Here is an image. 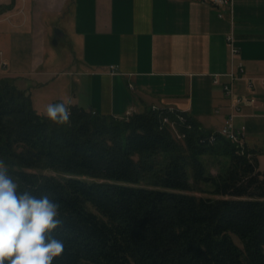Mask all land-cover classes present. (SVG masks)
<instances>
[{"label":"trees","instance_id":"trees-1","mask_svg":"<svg viewBox=\"0 0 264 264\" xmlns=\"http://www.w3.org/2000/svg\"><path fill=\"white\" fill-rule=\"evenodd\" d=\"M69 109L54 124L0 80V158L61 202L54 264H264V170L246 148L175 110ZM178 115L183 139L162 122Z\"/></svg>","mask_w":264,"mask_h":264},{"label":"crops","instance_id":"crops-1","mask_svg":"<svg viewBox=\"0 0 264 264\" xmlns=\"http://www.w3.org/2000/svg\"><path fill=\"white\" fill-rule=\"evenodd\" d=\"M60 40L63 59L49 52ZM237 63L235 124L264 170V0H0V80L15 79L39 114L62 101L117 118L156 107L217 132L229 99L212 76Z\"/></svg>","mask_w":264,"mask_h":264},{"label":"clouds","instance_id":"clouds-1","mask_svg":"<svg viewBox=\"0 0 264 264\" xmlns=\"http://www.w3.org/2000/svg\"><path fill=\"white\" fill-rule=\"evenodd\" d=\"M45 116L64 125L71 112L62 101L47 105ZM60 210L54 194L21 190L0 158V264H54L65 251L64 241L56 235L65 223Z\"/></svg>","mask_w":264,"mask_h":264},{"label":"built area","instance_id":"built-area-1","mask_svg":"<svg viewBox=\"0 0 264 264\" xmlns=\"http://www.w3.org/2000/svg\"><path fill=\"white\" fill-rule=\"evenodd\" d=\"M211 6H223L229 5L232 0H204ZM226 44L229 47L231 58L233 59L239 53V49L234 45V38L232 34L226 36ZM244 76V68L241 63H237L225 74L213 75V83L221 86L222 91L226 98L229 99V113L224 119L221 128L217 131L220 135L230 140L235 146H237L240 153L245 151L244 138H245V126L236 125L235 119L240 116L242 105L245 99L237 95L234 91V84L242 79ZM221 78H225V81H221ZM261 85L264 86V79L260 80ZM131 87V86H129ZM248 87H252V82L248 84ZM132 88V87H131ZM151 110L157 111L156 107H152ZM172 112L173 110H169ZM129 116V115H128ZM127 117V116H126ZM162 122L168 124L173 134L177 139H183V134L177 131L176 122L184 123V116L178 115L176 121H169L166 117L162 119Z\"/></svg>","mask_w":264,"mask_h":264},{"label":"rangeland","instance_id":"rangeland-1","mask_svg":"<svg viewBox=\"0 0 264 264\" xmlns=\"http://www.w3.org/2000/svg\"><path fill=\"white\" fill-rule=\"evenodd\" d=\"M53 36H54V32H53ZM64 48H65V43L63 42V40H60L59 44L57 46L54 45V43L52 41L49 44V52H53L51 50H55L57 56H59V58H62V59L65 57ZM47 58H48V56H47Z\"/></svg>","mask_w":264,"mask_h":264}]
</instances>
